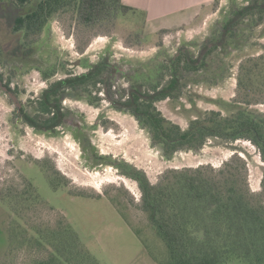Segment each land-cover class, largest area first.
Here are the masks:
<instances>
[{"label":"trees","instance_id":"trees-1","mask_svg":"<svg viewBox=\"0 0 264 264\" xmlns=\"http://www.w3.org/2000/svg\"><path fill=\"white\" fill-rule=\"evenodd\" d=\"M4 10H11L12 17L8 19L9 32L0 31L2 63H30L40 50L37 44L42 33L60 13L73 14L79 25L88 28L110 24L119 16L142 14V26L146 19L145 12L122 0H0V14ZM248 21L253 27L264 22V0L232 6L217 36L204 41L197 55L181 49L167 63H155L152 72L142 68L128 74L125 87L117 86L114 80L116 74L122 73L103 58L87 66L85 72H66L65 77L50 82L39 96L17 108L18 116L38 131L57 134L66 118V99L85 100L97 106L103 100L99 94L103 93L112 108L137 119L149 133L152 145L167 159L180 151H199L213 140L241 150L234 143L248 140L258 147L264 160V112L254 107L264 103V50L240 62L237 91L227 103V114L206 111L184 129L165 117L156 105L175 97L185 72L212 71L214 52L226 50L237 40ZM135 34L136 39L141 36ZM5 40L11 41L8 47L4 46ZM35 66L46 80L57 73L55 65ZM225 76L226 72H221L215 82ZM0 80L4 81L2 74ZM5 85L17 93L9 81ZM100 162L116 166L137 182L141 190L139 206L168 250L164 259L152 256L159 264H264V174L261 190L253 191L248 162L239 152L219 168L210 164L169 168L156 183L128 162L107 161L106 157H101ZM35 164L52 190L68 186L67 178L55 166L45 160ZM45 204L49 203L32 178H25L20 186L0 188V206L8 210L0 237V264H101L63 215L56 222L32 218L36 209Z\"/></svg>","mask_w":264,"mask_h":264},{"label":"rangeland","instance_id":"rangeland-1","mask_svg":"<svg viewBox=\"0 0 264 264\" xmlns=\"http://www.w3.org/2000/svg\"><path fill=\"white\" fill-rule=\"evenodd\" d=\"M248 1L215 0L181 30L156 34L142 26V14L119 16L110 24L88 28L79 25L73 14L60 13L42 33L37 44L40 50L31 62H0V74L23 105L39 96L50 82L65 77L66 72H85L87 66L103 58L124 74H116L114 80L117 86L125 87L128 74L142 68L152 72L155 63H167L181 49L197 55L204 41L217 36L231 15L232 6L241 7ZM11 12L4 10L0 14V31L4 34L9 32ZM250 22L226 50L219 48L214 52L212 71L185 72L175 97L156 103L165 117L185 129L206 111L228 113L227 103L237 91L240 62L264 50V22L257 27ZM136 32L141 33L140 41L135 38ZM5 41L4 46L8 47L11 41ZM35 64L55 65L57 73L46 80ZM221 72H226L225 78L215 82ZM99 95L103 100L97 106L85 100H65V121L53 134L26 125L8 94L0 90V188L20 186L25 178H32L50 204L37 208L32 218L56 222L63 215L101 264L142 263L144 256L164 259L168 255L165 243L139 206L141 190L137 182L124 176L116 166L100 162L101 157L128 162L156 183L169 168L201 164L219 168L239 152L248 162L251 189L261 190L264 160L252 142L239 140L234 146L241 150H234L213 140L199 151L184 150L167 159L152 145L149 133L134 116L115 110L103 93ZM254 107L264 112V103ZM41 160L67 178L66 188L51 189L47 178L36 168L35 163ZM79 193L84 196H77ZM7 217L8 210L0 206V237Z\"/></svg>","mask_w":264,"mask_h":264},{"label":"crops","instance_id":"crops-1","mask_svg":"<svg viewBox=\"0 0 264 264\" xmlns=\"http://www.w3.org/2000/svg\"><path fill=\"white\" fill-rule=\"evenodd\" d=\"M122 1L128 6H132L145 12V27L148 28L150 34H156L160 30H181L182 28L180 27H182V25H186L189 21L194 19L215 0ZM144 258L145 260L142 263L135 262L134 264H159L152 255L144 256Z\"/></svg>","mask_w":264,"mask_h":264},{"label":"water","instance_id":"water-1","mask_svg":"<svg viewBox=\"0 0 264 264\" xmlns=\"http://www.w3.org/2000/svg\"><path fill=\"white\" fill-rule=\"evenodd\" d=\"M0 90L10 97V99L13 101V103L16 105V107L21 108L22 103L20 102L18 96L13 91L9 90L6 85H4V82L0 80Z\"/></svg>","mask_w":264,"mask_h":264},{"label":"flooded vegetation","instance_id":"flooded-vegetation-1","mask_svg":"<svg viewBox=\"0 0 264 264\" xmlns=\"http://www.w3.org/2000/svg\"><path fill=\"white\" fill-rule=\"evenodd\" d=\"M4 82V81H3ZM4 85H5V82H4ZM15 93V92H14ZM17 94V93H16ZM68 99H72V98H68ZM67 100V99H66ZM77 100V99H76ZM16 108H18V107H16Z\"/></svg>","mask_w":264,"mask_h":264}]
</instances>
